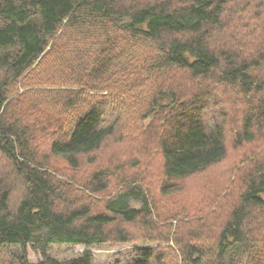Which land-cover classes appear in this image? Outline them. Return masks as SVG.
<instances>
[{"label":"trees","instance_id":"16d2710c","mask_svg":"<svg viewBox=\"0 0 264 264\" xmlns=\"http://www.w3.org/2000/svg\"><path fill=\"white\" fill-rule=\"evenodd\" d=\"M105 244L264 264V0H0V264Z\"/></svg>","mask_w":264,"mask_h":264},{"label":"rangeland","instance_id":"374dc122","mask_svg":"<svg viewBox=\"0 0 264 264\" xmlns=\"http://www.w3.org/2000/svg\"><path fill=\"white\" fill-rule=\"evenodd\" d=\"M227 97L232 100V93L227 94ZM233 100L235 101V97L233 98ZM224 109L230 114L228 118L229 124L232 122H235L236 116L232 113V111L234 112V108L232 110L231 106L225 105ZM212 116L215 119H213ZM203 119L208 125L216 119L222 120V118L220 117V114L217 111L213 112L211 108H209V110H207L206 113L203 114ZM232 126H233V123H232ZM144 160H145V163L148 164L147 163L148 159H144ZM154 165L156 166V164ZM151 173H152V170H151ZM215 173L216 172L208 174V178L212 179V176L215 175ZM148 181L151 183L152 179L150 178ZM191 187H192L191 185L187 187L186 191L188 193H190L189 191ZM195 188H196V185H194L192 189L194 190ZM182 196H183L181 197L183 199L182 201H186L190 195L182 194ZM73 199H76V197H74ZM77 201L79 202V204H87L86 203L87 200H85L84 198H81V200H77ZM133 206H139V204L136 202H133ZM97 207L99 208L100 206H96V209ZM178 221L179 220L173 221L174 225H176ZM183 229L180 232V234L182 235V238L185 237L184 235L185 233L183 232ZM131 230L133 232L137 231L136 228L134 227H131ZM84 250H85V247L83 246L63 244V245H51L49 247L48 253L52 258L63 261V260H69L71 258L81 255L84 252ZM91 251L93 253V264H130L133 261V259H135L136 257V254L133 251L132 245H129V244L97 245L91 248ZM27 253H28L29 261L31 263L35 264V263L40 262L43 259L41 252L35 250L33 246L31 245L27 246Z\"/></svg>","mask_w":264,"mask_h":264}]
</instances>
